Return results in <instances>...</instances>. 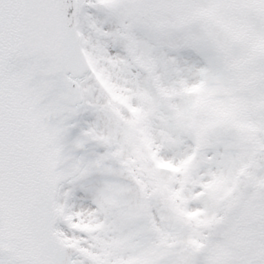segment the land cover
Returning a JSON list of instances; mask_svg holds the SVG:
<instances>
[{
    "label": "rangeland",
    "instance_id": "1",
    "mask_svg": "<svg viewBox=\"0 0 264 264\" xmlns=\"http://www.w3.org/2000/svg\"><path fill=\"white\" fill-rule=\"evenodd\" d=\"M79 2L92 160L116 156L171 190L169 200L149 190L156 209L124 223L90 170L59 192L62 239L113 264H264V0ZM207 19L237 41L228 57L205 39Z\"/></svg>",
    "mask_w": 264,
    "mask_h": 264
},
{
    "label": "water",
    "instance_id": "2",
    "mask_svg": "<svg viewBox=\"0 0 264 264\" xmlns=\"http://www.w3.org/2000/svg\"><path fill=\"white\" fill-rule=\"evenodd\" d=\"M79 12L78 0H0V264H76L82 256L56 232L58 192L85 172L93 144L80 125L90 66ZM202 28L230 53L226 28L216 20ZM231 74L239 82L240 66ZM103 179L120 215L140 213L138 184L115 158Z\"/></svg>",
    "mask_w": 264,
    "mask_h": 264
},
{
    "label": "flooded vegetation",
    "instance_id": "3",
    "mask_svg": "<svg viewBox=\"0 0 264 264\" xmlns=\"http://www.w3.org/2000/svg\"><path fill=\"white\" fill-rule=\"evenodd\" d=\"M107 168V167H105ZM131 172L134 174V176L137 178V180L139 181V184H140V187H141V191H142V195H143V208H142V213L140 216H138L137 218L135 219H129V218H120L119 217V221L121 220L122 222H127V221H137V222H141L144 217H145V213L147 210H150V209H156L155 207L152 206L151 202L149 199H147L146 197V194L149 190L152 191V189H154V185L156 182L153 181V177H147L145 179V177H140V176H137L133 170H131ZM142 178V179H141ZM151 188V189H150ZM150 191V192H151ZM71 198V197H70ZM164 207H161V209H163ZM155 211V210H154ZM152 212V215H150L149 219L151 220L152 218H155V214H153V211ZM168 228L167 226H165V229ZM100 250V249H98ZM141 254V253H139ZM150 256V255H149ZM154 256V252L152 253L151 257ZM88 264H91L92 262L94 261H100V262H113L112 260H110L111 258L108 256V255H103L100 251L97 253V254H94L91 249L88 250Z\"/></svg>",
    "mask_w": 264,
    "mask_h": 264
},
{
    "label": "bare ground",
    "instance_id": "4",
    "mask_svg": "<svg viewBox=\"0 0 264 264\" xmlns=\"http://www.w3.org/2000/svg\"><path fill=\"white\" fill-rule=\"evenodd\" d=\"M264 158V153L262 152L259 156V160L262 161ZM3 217L2 214L0 213V218Z\"/></svg>",
    "mask_w": 264,
    "mask_h": 264
}]
</instances>
